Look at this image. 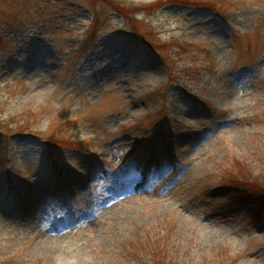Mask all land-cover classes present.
<instances>
[{
	"label": "rangeland",
	"instance_id": "1",
	"mask_svg": "<svg viewBox=\"0 0 264 264\" xmlns=\"http://www.w3.org/2000/svg\"><path fill=\"white\" fill-rule=\"evenodd\" d=\"M188 2L0 0V264H264V0Z\"/></svg>",
	"mask_w": 264,
	"mask_h": 264
},
{
	"label": "trees",
	"instance_id": "2",
	"mask_svg": "<svg viewBox=\"0 0 264 264\" xmlns=\"http://www.w3.org/2000/svg\"><path fill=\"white\" fill-rule=\"evenodd\" d=\"M187 2H188V0H186ZM188 3H190V4H194V1H191V2H188ZM195 3L196 4H194V5H203V6H205L207 9H210V8H212V7H214L213 5H212V3H208V2H203V1H195ZM115 8L117 9H115L119 14L121 13V14H123L124 16H125V14L123 13V9L122 8H119L118 6H115ZM212 10H214L217 14H220L219 13V10H217L216 8L215 9H213L212 8ZM222 16V15H221ZM126 18H128V17H126ZM126 21V20H125ZM133 27H134V25H133ZM148 45L149 46H151V47H154V45L152 44V43H148ZM167 45V44H166ZM157 48H162V46L161 45H157ZM170 54V56H172V54L171 53H169ZM164 62L166 63V61L164 60ZM170 70V71H169ZM168 72H169V74H171L172 73V69L169 67L168 68ZM171 77H173V75H170ZM163 136L164 135H160V138H163ZM168 137H170V136H168ZM49 142H51V141H49ZM58 143H60V142H58ZM61 145H62V143H60ZM49 145H54V143L52 142L51 144H49ZM54 147V146H53ZM236 163V162H235ZM240 174V173H239ZM242 175H243V173H241ZM240 174V175H241ZM240 175H235V176H233L234 178H232V179H222V182H223V184H236V185H240V183H241V181L239 180V178H241V176ZM236 176L238 177V178H236ZM247 196H249L250 198H252L253 200L255 199V200H257L256 198H255V196L254 195H251V194H249V193H245ZM259 197H261L260 198V201L261 202H263L264 200H262L263 198H262V196H259ZM261 203H258V204H256V206H255V208H254V214L255 215H259L260 214V212H261V205H260ZM152 259H153V263L154 264H165V262L167 261L166 260V255L164 254V252H162V250H160V251H157L156 253H153L152 254Z\"/></svg>",
	"mask_w": 264,
	"mask_h": 264
}]
</instances>
